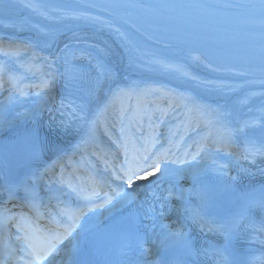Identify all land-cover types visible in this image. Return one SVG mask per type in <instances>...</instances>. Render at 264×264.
I'll list each match as a JSON object with an SVG mask.
<instances>
[{"label": "bare ground", "instance_id": "bare-ground-1", "mask_svg": "<svg viewBox=\"0 0 264 264\" xmlns=\"http://www.w3.org/2000/svg\"><path fill=\"white\" fill-rule=\"evenodd\" d=\"M53 3L69 4L89 13L59 10L51 6ZM110 17L111 14L101 9L73 0H0V37L27 48L18 58L19 67L4 68V76L20 77L23 74L27 80H36L38 73L33 75L21 65H40L44 72L52 70L57 73V82L51 95L55 97V103H59L61 98L66 100L71 94L77 70L91 66L94 82L87 90L82 116L84 139L92 142L95 149H107L109 131L114 137L118 134L111 131L116 128L112 126L120 113L115 106L127 105V97H116L113 101L117 87L125 90L158 82L161 88L167 87L178 94V105L172 108L176 120L180 123L194 121L198 124L199 137L211 132L213 141L217 140V129L222 125L232 134V151L240 152L245 135L243 121L254 108L261 109V122H264V67L196 52L189 54L186 63L163 58L139 48L122 27L108 20ZM53 61L52 69H48L45 65ZM97 61H103L104 66L97 67ZM118 66L121 72L116 76L114 71ZM194 108L201 109L204 115L189 111ZM40 113V108L28 115L23 112L19 118L11 111L5 113L0 117V138L19 131L24 123H32ZM208 121L216 123L204 127ZM5 122L11 129L8 133L3 131ZM260 124H254L253 128L261 129ZM171 130L169 128V134ZM86 154H94L93 149H86ZM213 158H222V164L227 165L220 168L215 163L214 174L217 175L231 170L235 159L220 152L210 155V159ZM171 166L163 176L173 175L177 180L193 181L204 175L202 167ZM53 175L51 173L49 179Z\"/></svg>", "mask_w": 264, "mask_h": 264}, {"label": "snow or ice", "instance_id": "snow-or-ice-1", "mask_svg": "<svg viewBox=\"0 0 264 264\" xmlns=\"http://www.w3.org/2000/svg\"><path fill=\"white\" fill-rule=\"evenodd\" d=\"M128 6L146 7L142 4ZM178 6L211 9H258L261 13L259 18L260 27L264 31V0H253V2L245 4L232 3L229 0H217V2L211 4ZM26 51L27 48L20 45L7 48L0 47V53L4 55L20 56L22 52ZM42 59L46 60L47 58ZM54 63L55 61L45 66L52 69ZM21 66L25 67L26 71L32 72L33 75L38 73L36 82L21 85L20 81L23 77L11 76L5 81L2 75L5 69L0 66V89L8 91L4 87L7 83L21 99L27 98L29 95L42 99L46 98L40 112L43 114L47 111L49 121L46 129L43 123H40L39 127L27 133L29 155L38 169L31 184L25 182L12 186L6 183L0 188V195L7 197L0 204V227L6 229L8 225H12L17 232L23 233L22 236L16 237L17 240L23 241V247L20 249L23 256L16 258L13 264H17V262L19 264H54L61 245L76 232L80 216L73 215L69 217L70 222H61L57 219V216L62 212L56 211L58 206L51 204V200L55 197H48V203H45V197L32 185L48 182L49 173L54 174L57 167H62V158L58 157L51 164L43 167V171H39L43 166L42 161L51 159L53 155L58 156L60 136L71 129V120L64 119V117L66 115H70L72 119H83L84 117L77 115V112L82 110H78L74 104L73 112L66 113L65 109L68 105L65 104L64 98H61L59 103H55V97L51 95V92L57 82L56 72L52 70L41 71L40 65ZM28 89H34V91L30 93ZM113 95L114 97H121L127 96L128 93L117 87ZM189 111L200 112L202 116L204 115L199 108L190 109ZM145 112L146 109L140 108L134 115V119H143ZM163 114L167 115L166 112ZM151 118V116L148 117L149 120ZM214 123L216 122L208 121L204 127H209ZM244 127H252V125H245ZM260 127L264 130V122H261ZM3 131L5 133L11 131L7 126V122L3 125ZM239 131H243V129H239ZM210 135L211 132L203 137L204 142L201 143L198 151L191 159L187 158L188 153H184L183 157H179L171 148L158 149L157 140L153 136L145 137L139 143L130 138H125L123 143L119 145L123 149V160L116 157V162H108L104 169L107 175H89L86 178L87 187H84L82 183L74 184L71 179H66L63 174L55 180H51L50 183L59 185L60 189L67 186L78 199L86 200L98 207L111 204L117 198L118 202L131 200L138 197L144 189L152 188L154 185L158 186L160 177L169 171V165L189 164L196 160V156L201 155L208 148ZM231 135L222 125L219 126L217 129L218 138L213 141V144L217 145L215 149L217 152L227 149L226 155L233 156L237 161L243 158L249 164H254L257 158H264V144L257 146L255 143L249 142V147L245 148L243 153L230 151L233 147ZM129 144H133V147L130 148ZM219 167L226 168L227 165L221 164ZM146 177L150 178L146 179ZM106 189L110 191H106ZM102 192L104 193L103 196H101ZM165 192L166 195L161 193L149 194L154 196V201L146 210L145 216L153 223L151 226L142 223L140 231L143 235L132 251L128 264H173L168 258L169 254L165 240L161 239L154 231L156 222H159L162 229L168 228V225L163 223V219L165 217L171 219L169 213L176 214L177 218L185 216L193 229H199L201 233L205 234L204 239H198L182 228L168 232V237L172 239L173 243L181 247L183 260L180 261V264H264V198L249 203L240 213L231 217L226 223L214 226L208 222L202 208L176 203L182 201L183 197L175 195L171 189H166ZM17 194H20L19 203L13 205V207H19L21 211L13 212L8 204L17 197ZM100 200H103V203L97 204L96 202ZM24 208H27L28 212L33 215L30 216L24 212ZM41 208L51 209L48 215L55 223V228L42 229L39 226V219L43 215L40 211ZM209 233L211 236H208ZM242 239H247L250 244L261 245L260 255L245 259L246 252L240 243ZM0 264H8V262L5 259H0Z\"/></svg>", "mask_w": 264, "mask_h": 264}, {"label": "rangeland", "instance_id": "rangeland-1", "mask_svg": "<svg viewBox=\"0 0 264 264\" xmlns=\"http://www.w3.org/2000/svg\"><path fill=\"white\" fill-rule=\"evenodd\" d=\"M2 38H4V37H2ZM4 39H8V38H4ZM0 44H1V46L7 45V43H6V42H3V41H0ZM11 44H12V43L8 44V46L11 45ZM139 85H140V84H139ZM149 85H150V87H152L153 85H155L158 89H161V90H159V92L157 91V93L166 94V95H168V96H170V97H172V98H174V99H177V98H178V94H177V93L171 91V90H170L169 88H167V87H164L165 89H164V88H161V87H160L161 84L158 83V82L150 83ZM159 85H160V86H159ZM135 86L138 87V85H135ZM142 86L145 87V88H147L144 84H142ZM133 87H134V86H133ZM130 88H132V87H130ZM145 88H144V89H145ZM147 89H149V88H147ZM167 90L170 91V92H168ZM115 98H116V97H114V99H115ZM45 99H46V98H44V99L41 98V99H40L39 103H40L41 105H39V106H44ZM0 105H2V104H0ZM120 108H123V107L121 106ZM118 109H119V108H118ZM120 110H122V109H120ZM164 119H167V120H166V122H164L162 129L165 128V127H167V126L172 122V121L169 119V116H168V117H164ZM190 123H194V121H193V122H190ZM204 154H206V153H204Z\"/></svg>", "mask_w": 264, "mask_h": 264}, {"label": "water", "instance_id": "water-1", "mask_svg": "<svg viewBox=\"0 0 264 264\" xmlns=\"http://www.w3.org/2000/svg\"><path fill=\"white\" fill-rule=\"evenodd\" d=\"M116 72H117L118 74H120V72H121L120 67H117V68H116ZM157 90H158V89H157ZM139 96H142V95L139 94ZM157 100H158V101H165V97H164V96H159ZM171 104H172V103H171Z\"/></svg>", "mask_w": 264, "mask_h": 264}]
</instances>
